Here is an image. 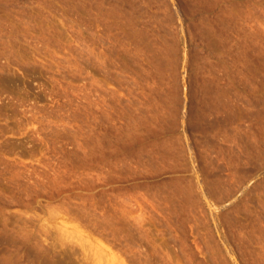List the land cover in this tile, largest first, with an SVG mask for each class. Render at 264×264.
I'll return each mask as SVG.
<instances>
[{
    "label": "rangeland",
    "instance_id": "rangeland-1",
    "mask_svg": "<svg viewBox=\"0 0 264 264\" xmlns=\"http://www.w3.org/2000/svg\"><path fill=\"white\" fill-rule=\"evenodd\" d=\"M0 264H264V0H0Z\"/></svg>",
    "mask_w": 264,
    "mask_h": 264
}]
</instances>
